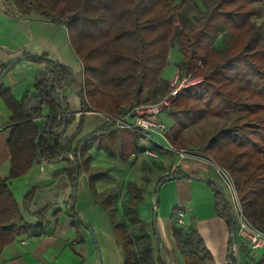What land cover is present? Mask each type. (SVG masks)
Segmentation results:
<instances>
[{
    "label": "trees",
    "instance_id": "1",
    "mask_svg": "<svg viewBox=\"0 0 264 264\" xmlns=\"http://www.w3.org/2000/svg\"><path fill=\"white\" fill-rule=\"evenodd\" d=\"M12 1L20 15L35 14L66 27L82 65L78 91L82 112L93 110L120 118L135 106L157 102L171 87L161 73L170 48L177 44L178 70L191 77L201 75L202 81L179 90L162 112L172 121L168 141L178 146L183 132L202 119H230V125L218 129L201 150L229 174L244 216L264 232V20H254L264 0ZM21 57L48 62L49 68L35 76L33 92H25L19 100L0 87V99L10 112L9 171L7 177H0V254L17 236L39 230L49 207L35 211L36 224L26 223L9 188L10 179L25 175L38 162H66L54 175H64L71 187L67 213L78 231L85 225L74 211L73 186L88 167V151L102 150L121 161L143 153L134 131L106 122L72 144L75 135L65 136L73 121L65 91L75 83V75L45 55L23 53ZM81 123L80 119L77 129ZM108 172L109 168L95 170L88 175L87 185L107 214L122 264H164L151 243L157 235L152 219L149 229L139 211L143 188L126 180L122 191L109 187L96 192L95 180L107 178ZM174 175H162L156 184ZM206 183L215 213L225 220L231 238L233 232L236 235L231 206L219 184ZM34 189L24 194L22 205L32 199ZM156 206L157 200L151 215ZM171 231L184 264H216L195 229L173 222Z\"/></svg>",
    "mask_w": 264,
    "mask_h": 264
},
{
    "label": "crops",
    "instance_id": "2",
    "mask_svg": "<svg viewBox=\"0 0 264 264\" xmlns=\"http://www.w3.org/2000/svg\"><path fill=\"white\" fill-rule=\"evenodd\" d=\"M23 53L45 55L69 68L77 78L76 85L73 84L65 91V102L73 116L65 136L75 135L72 144L105 125L102 113L81 111L78 91L81 87L82 65L71 47L66 27L40 19L35 14L20 15L12 0H0V87L9 89L17 100L25 92L32 93L35 76L49 68L48 62L35 63L20 59L1 74L2 66L21 57ZM9 117L10 112L0 99V177H7L9 171ZM80 119L82 123L80 129H77ZM168 157L172 158L169 152L159 151L156 160L151 158L157 163L154 170L150 158L147 159L143 153L132 155L126 161L111 157L114 163L106 167L109 168L107 181L110 184L104 186L102 180L98 179L94 182V189L100 192L109 187L116 188V171L126 173L128 168L140 172L151 171L153 178L145 179L147 185L132 178L127 179L143 188L139 211L150 229L151 210L156 200L153 189L158 178L171 172L175 175L191 174L192 177L172 178L160 185L156 222L153 225L157 235H153L151 241L154 253H160L164 264H184L171 231L175 210L179 209L183 212L184 225L197 231L216 264H264V246L250 249L246 240L237 233L231 243L225 220L215 213L211 190L201 180L213 181L209 173L199 170L192 161L185 158L181 160L184 163L176 164L170 163ZM66 165V162H38L25 175L9 180V188L26 223L36 224L39 219L35 211L44 205L49 207L40 219L42 227L39 230L17 236L3 248L0 264H98V255L101 264L123 263V255L107 214L95 202L87 185V171L79 176L74 190V211L85 226L77 231L71 224L73 218L67 213L71 187L64 175H54V172ZM32 187L35 188L32 199L22 205L24 194ZM22 240L26 243H22Z\"/></svg>",
    "mask_w": 264,
    "mask_h": 264
},
{
    "label": "built area",
    "instance_id": "3",
    "mask_svg": "<svg viewBox=\"0 0 264 264\" xmlns=\"http://www.w3.org/2000/svg\"><path fill=\"white\" fill-rule=\"evenodd\" d=\"M201 81L202 76L190 77L177 71L171 79L169 91L157 102L135 106L129 111L126 117L118 118L104 115L105 122L115 128L132 130L138 135L139 140L141 139L151 143V147H143V154L149 158L156 159L159 156V151L165 150L169 153H177L182 158L195 157L205 160L225 184L226 192L224 190L223 192L231 206L232 215L236 224V233L246 240L250 249L264 246V232L256 228L244 216L234 183L229 174L208 157H196L195 155L188 154L184 150H176L168 141L167 126L164 120L160 118V114L169 107L170 102L179 90L195 85ZM162 142H165V144ZM174 222L177 226L186 227L183 222L182 210H175ZM22 243H26V241L22 240ZM20 264L25 263L21 262Z\"/></svg>",
    "mask_w": 264,
    "mask_h": 264
},
{
    "label": "rangeland",
    "instance_id": "4",
    "mask_svg": "<svg viewBox=\"0 0 264 264\" xmlns=\"http://www.w3.org/2000/svg\"><path fill=\"white\" fill-rule=\"evenodd\" d=\"M193 14H195L194 10L191 12V15ZM254 20L256 23H260L262 20H264V8L260 10V14L257 17H255ZM180 59H181V53L178 50L177 44H174L170 48L167 64L161 73V77L163 79L171 82L173 75L177 71H179L176 64L180 61ZM185 76H188V75H185ZM192 77H197V76H192ZM74 85H76V81ZM160 118L163 119L164 122L166 123L167 131H168L171 127L172 121L168 120L166 112L161 113ZM230 122H231L230 119H218V118L202 119L183 132L181 140L178 142L179 143L178 146L174 144L172 146L176 148V150H184L188 154L195 155L196 157H203L204 155L202 153L201 148L204 146V144L209 140V138L212 135L215 134V132L218 129L227 127L228 125H230ZM138 143H139V146L148 147V148L151 147L152 145L151 143L143 141L141 139L138 140ZM162 143L165 144V142H162ZM160 151H162V153L166 152L165 150H160ZM88 154H89V161H88V167L86 169L87 174H91V172L95 170H104L108 165H111L112 163H114V160L111 157L107 156L102 150L90 149L88 151ZM169 154L172 155L171 159H169L168 157V159L170 160L169 161L170 163L176 162V164H178L181 162V160H183V158H185L188 161H192V164H195L199 170L208 172L210 175V178L213 181H215L217 184H219L221 188L226 192V187H225L224 182L222 181L220 176L215 173L214 169L205 162V160H202L200 158H195V157H191V158L183 157L182 158L177 153H169ZM146 158L148 159L149 157L146 156ZM181 163H184V161H182ZM152 167L154 170L155 166L152 165ZM115 175H116V188H118L119 191L121 190L124 181L129 178H132L143 185H147V181L145 180L146 178H153L151 171L150 172L149 171L140 172L138 170L131 169V168H128L126 173L124 171L123 172L116 171ZM101 180L104 186L108 185V183L110 184V182L107 181V178H102ZM155 222H156V218H155Z\"/></svg>",
    "mask_w": 264,
    "mask_h": 264
},
{
    "label": "water",
    "instance_id": "5",
    "mask_svg": "<svg viewBox=\"0 0 264 264\" xmlns=\"http://www.w3.org/2000/svg\"><path fill=\"white\" fill-rule=\"evenodd\" d=\"M22 59V57H18V58H14L12 59L6 66V68L2 71L1 74H4L10 67L13 63H15L17 60H20ZM51 60V59H50ZM39 138V135L37 136V140ZM36 140V141H37ZM37 145V143H36ZM43 163H47V162H43ZM184 176H187V177H192L191 174H188V173H182V174H178V175H174V176H169V177H165V178H162L157 184H156V187H155V197H156V200L158 198V193H159V188H160V185L165 181V180H169V179H172V178H178V177H184ZM203 181H207L205 179H201ZM76 183H77V180L74 182V186H73V190H75V186H76ZM155 200V201H156ZM155 218H156V208L153 209V214H152V223L153 225H155ZM232 240L234 241L235 239V233L233 232L232 233V236H231ZM97 262L98 264H101L100 262V258H99V255L97 256Z\"/></svg>",
    "mask_w": 264,
    "mask_h": 264
}]
</instances>
